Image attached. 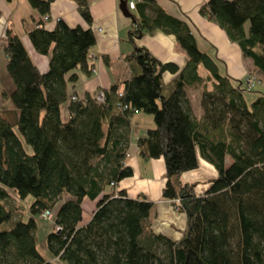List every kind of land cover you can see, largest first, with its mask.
Listing matches in <instances>:
<instances>
[{
	"label": "trees",
	"instance_id": "1",
	"mask_svg": "<svg viewBox=\"0 0 264 264\" xmlns=\"http://www.w3.org/2000/svg\"><path fill=\"white\" fill-rule=\"evenodd\" d=\"M54 1L29 0L45 17ZM73 1L90 25L87 0ZM151 2L141 6L140 16L128 8L134 50L126 60L132 77L104 90V102L98 92L83 99L70 92L79 71L92 74L91 29L60 20L49 30L43 18L29 38L38 54L50 58L46 73L22 39L8 31L4 52L15 89L2 95L13 107L0 109V264H264V93L250 105L242 86L199 49L190 29ZM201 14L240 45L264 78V0H209ZM159 31L175 36L186 52L184 69L163 64L138 45ZM201 67L213 82L211 91ZM167 72L175 75L169 83ZM195 87L203 88L200 118L186 94ZM140 112L155 122L138 140L140 157L164 159L163 198L174 206L179 200L187 215L179 241L155 232L154 202L118 189L134 176L126 160L132 118ZM201 158L218 175L199 195V183H185L182 176L196 171ZM11 194L34 197L28 221L14 220ZM86 200L96 202V209L84 224ZM44 211L54 213L46 240L49 259L38 248ZM5 224L10 227L3 229Z\"/></svg>",
	"mask_w": 264,
	"mask_h": 264
},
{
	"label": "crops",
	"instance_id": "2",
	"mask_svg": "<svg viewBox=\"0 0 264 264\" xmlns=\"http://www.w3.org/2000/svg\"><path fill=\"white\" fill-rule=\"evenodd\" d=\"M147 1L150 0H140L131 12L137 16L142 15L141 6ZM151 1L152 5L161 7L190 29L199 49L217 62L224 76L232 80L236 79L242 82L243 87L245 86L248 74L256 69L248 66L249 59L244 56L240 45L232 42L226 31L218 24L201 14V9L209 0ZM87 3L92 15L90 25L84 21L73 0H55L48 14L51 19L45 22L49 30H54L57 22L61 20L70 28L91 29L96 37V45L89 53V63L93 65L92 74L87 76L79 71V82L70 87V92L76 93L79 99H83L87 93H100L113 85L129 81L132 77V70L126 57L134 50L133 44L129 41L133 19L122 11L121 0H87ZM151 10L152 8L147 10V13H152ZM44 17L31 6L29 0H0V94L3 91L11 93L15 89L7 71L8 60L4 52L8 42V31H12L22 39L40 72H48L50 58L38 54L29 38V32L36 29ZM138 45L147 48L163 64H174L180 70L184 69L187 64V54L180 47L175 36L159 31L152 36L148 35L138 40ZM201 68L205 71L203 67ZM174 78L175 75L170 72L164 74L167 83ZM9 103L3 99L0 105ZM62 113L63 117L65 115L64 120L69 119L67 106H64ZM197 113L200 114L198 116L200 118L202 116L201 107L198 108ZM154 127V118L144 117L142 112L133 116L126 165L132 168L134 176L122 181L118 189L126 190L130 198L146 196L154 202L155 207L151 219L155 232L172 241H179L187 227V215L182 211H177L171 201L163 198V190L167 183L164 159L146 161L139 154L138 140L146 134L147 129ZM217 175L216 168L201 158L199 168L184 174L182 181L199 183L197 193L201 194L206 192L210 186L207 181ZM84 208L83 223L85 224L90 221L96 209V202L86 200Z\"/></svg>",
	"mask_w": 264,
	"mask_h": 264
},
{
	"label": "rangeland",
	"instance_id": "3",
	"mask_svg": "<svg viewBox=\"0 0 264 264\" xmlns=\"http://www.w3.org/2000/svg\"><path fill=\"white\" fill-rule=\"evenodd\" d=\"M247 64L250 68H254V65H253V62L251 59L248 60ZM200 70H201L200 73L203 76V78L207 80L206 81L207 89L209 91H211L213 89V82L208 80L209 74L207 72H205L202 68H200ZM248 77L252 78L254 80L252 87L249 86V88L246 85V81H245V86L243 87L242 82H240L236 79L232 80L230 77L229 78L232 80V82L236 86H242V88L246 92L245 96H246L247 102L251 105L252 102L255 101L261 95L262 91L264 92V78L256 70H254L253 72L250 71V73L248 74ZM103 91L100 92L98 95V101H100V102H104ZM3 92L0 94V103L3 102V99L5 102L9 101L10 103L8 105H6V104L0 105V109L1 110H7V109H9V107L12 108L13 105H10V104H12L10 100L5 99L2 96ZM202 92H203L202 87H195V88L187 89V91H186L187 98L190 101L196 116L200 115L197 112H198V108L201 105V94H202ZM8 94H10V93H8ZM63 109H64V107H63ZM63 109H62V111H63ZM62 115H63V113H62ZM142 115L144 117H151L153 119V116H151V115H147L145 113H142ZM63 118H65V115ZM201 194H203V193H201ZM201 194H199V195H201ZM11 196H12L11 197L12 199L9 202V204L11 205V208H13L15 210L14 220L16 221L19 219H23L25 221H28L30 216H31L30 215V206L35 200L34 197L28 196L26 199L22 200V199L18 198V196L16 194H11ZM175 208L177 211H181V202L179 200H177L175 202ZM53 222H54V220H51V221L50 220H42V219L38 220V232H37L38 248H39L41 254L47 259L50 258V254H49L48 249H47L46 240H47L48 235L53 231V228H54ZM8 227H10V225L5 224L2 228L6 229ZM57 264H61V263H57Z\"/></svg>",
	"mask_w": 264,
	"mask_h": 264
},
{
	"label": "built area",
	"instance_id": "4",
	"mask_svg": "<svg viewBox=\"0 0 264 264\" xmlns=\"http://www.w3.org/2000/svg\"><path fill=\"white\" fill-rule=\"evenodd\" d=\"M140 0H128V8L130 9V10H134L135 8H136V5H137V3L139 2ZM50 17L49 16H46V17H44V22H49L50 21ZM40 27H42L41 26V24L40 25H37V28H40ZM254 83V80L252 79V78H247V80H246V85H247V87L249 88V86L250 87H252V84ZM76 98H74V100H75ZM40 218L42 219V220H54V213H52L51 211H44L42 214H41V216H40Z\"/></svg>",
	"mask_w": 264,
	"mask_h": 264
},
{
	"label": "water",
	"instance_id": "5",
	"mask_svg": "<svg viewBox=\"0 0 264 264\" xmlns=\"http://www.w3.org/2000/svg\"><path fill=\"white\" fill-rule=\"evenodd\" d=\"M121 9L127 16L131 17V14L128 10V0H124L121 2Z\"/></svg>",
	"mask_w": 264,
	"mask_h": 264
}]
</instances>
